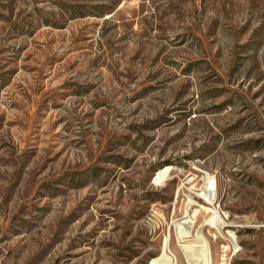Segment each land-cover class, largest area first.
I'll return each mask as SVG.
<instances>
[{
	"label": "rangeland",
	"instance_id": "374dc122",
	"mask_svg": "<svg viewBox=\"0 0 264 264\" xmlns=\"http://www.w3.org/2000/svg\"><path fill=\"white\" fill-rule=\"evenodd\" d=\"M164 238L264 264V0H0V264H159Z\"/></svg>",
	"mask_w": 264,
	"mask_h": 264
},
{
	"label": "built area",
	"instance_id": "2783aa9c",
	"mask_svg": "<svg viewBox=\"0 0 264 264\" xmlns=\"http://www.w3.org/2000/svg\"><path fill=\"white\" fill-rule=\"evenodd\" d=\"M202 198L207 202V200L203 196V192L201 194ZM214 214V212H212ZM216 214V215H215ZM215 221L213 222L212 228L216 236L224 240L225 249L231 252L232 255L239 251L238 242L234 238V233L231 231L232 225L229 221V216L227 213L219 210L215 212Z\"/></svg>",
	"mask_w": 264,
	"mask_h": 264
},
{
	"label": "bare ground",
	"instance_id": "6f19581e",
	"mask_svg": "<svg viewBox=\"0 0 264 264\" xmlns=\"http://www.w3.org/2000/svg\"><path fill=\"white\" fill-rule=\"evenodd\" d=\"M165 172H166V170H165ZM215 188H216V183L214 182V180L211 179V177H208V180L206 183V188H205V195L208 198V200H210V201L214 197ZM160 252H161V259L159 261V264H173V263H171V258L168 256L167 238H164L162 240ZM197 260H198L199 264L204 263V259L202 256H199Z\"/></svg>",
	"mask_w": 264,
	"mask_h": 264
}]
</instances>
